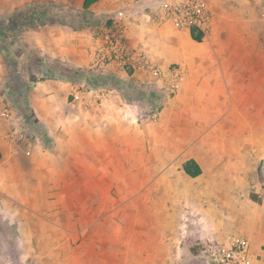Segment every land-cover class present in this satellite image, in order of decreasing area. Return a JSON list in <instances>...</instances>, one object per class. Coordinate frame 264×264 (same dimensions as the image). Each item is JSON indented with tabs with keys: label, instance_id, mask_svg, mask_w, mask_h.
<instances>
[{
	"label": "crops",
	"instance_id": "1",
	"mask_svg": "<svg viewBox=\"0 0 264 264\" xmlns=\"http://www.w3.org/2000/svg\"><path fill=\"white\" fill-rule=\"evenodd\" d=\"M156 1L97 0L84 10V0H0L13 8L50 3L81 12V26L70 28L73 56L54 54L75 67L87 65L96 46L99 28L84 23L87 15L122 24L129 45L142 48L163 73L171 64L183 72L171 98L165 85L118 69H107L94 91L56 77L36 82L31 109L52 142L34 144L30 174L39 185L28 186L32 197L22 204L26 212L19 224L13 219L9 224L19 225L17 239L27 244V257L35 252L34 258L45 259L42 264H63L66 258L70 264H186L189 235L183 228L200 226L205 212L212 211L210 219L227 215L236 236L248 240L250 264H264V22L242 5L251 0H207L211 24L196 42L191 34L198 32L154 20ZM2 72L0 60V88ZM158 98V117L152 120ZM3 105L0 95V114ZM12 129L0 115L5 194L14 177L28 185L14 154L8 160L3 152V145L17 151L7 142H14L8 137ZM189 161L200 170L195 177L183 169ZM141 208L149 210V219H136ZM110 209L112 217L122 218L114 226L115 241L106 229L113 218L103 214ZM127 210L128 219L119 215ZM189 211L196 214L192 220Z\"/></svg>",
	"mask_w": 264,
	"mask_h": 264
},
{
	"label": "rangeland",
	"instance_id": "2",
	"mask_svg": "<svg viewBox=\"0 0 264 264\" xmlns=\"http://www.w3.org/2000/svg\"><path fill=\"white\" fill-rule=\"evenodd\" d=\"M242 5L248 8L247 12L248 10L253 11V15L258 18V23L264 22V0H260V3H255V0H251V2H246ZM23 6L19 4L13 8L14 5L0 3V60L4 67V72L1 73V77L4 75V82L0 88L2 105H4L0 115L13 125L11 131L13 136L11 137L12 134L9 132L8 137L12 138L10 140L14 142L6 141L8 144L13 143L17 150L11 153L9 147L3 145V152L7 151L8 160H11V155L14 154L13 159L17 160L18 164L16 170L19 171L21 167L23 170L25 169L24 171L27 173L25 181L28 184L24 186L23 180L14 177L12 184L9 183L8 185V193L5 194L0 188V264H42L44 263L43 260L45 261L43 259L41 262V259L34 258L35 252L30 254L29 257L24 255V249L27 248V244L21 243L19 238L17 239L20 227H18L19 225L17 227L9 225L10 219H13L15 224H19L21 215L26 210L22 204L24 201L28 202V199L31 200L32 196L30 193L32 194V192L28 186L39 185V179H35V175L30 174V171H33L30 158L33 155L34 144L37 145L40 142L42 146L45 143L49 146L52 142L46 137V130L38 124L31 109L30 94L34 90L36 82L56 77L62 82L81 86L83 91H94L101 86L102 80H104L103 76L106 73L103 68L97 66L94 62L95 48L89 51L90 61L87 65L82 64L75 67L67 60L54 56V54L58 53L63 54L65 58H68L70 54L73 56V52L69 51L70 39L74 36L70 28L74 32L81 26V21L79 20L82 17L81 12L61 10L50 3H44L42 8L33 4L29 5V7ZM234 6H240V4H235ZM34 16L37 19L42 18L45 24L42 26L34 25L29 28V25L35 22V19H32L33 22L29 18ZM21 17H29L27 24H22ZM8 19H11L9 23ZM245 20L247 19L245 18ZM84 23L89 24L88 20H84ZM113 23H116V20L98 18L95 25L100 29L104 25L112 26ZM246 26H248V23H246ZM170 66L177 65L171 64ZM64 71L66 72L65 76ZM77 72H81L82 76L77 77ZM166 91L170 98L176 94V92H171L169 89ZM158 99L160 101V98ZM149 117L152 120H156L158 116L152 117L150 113ZM140 119H145V116L141 115ZM50 153H52V150ZM262 164L264 174V158ZM1 169H5L4 159L0 162ZM260 178L264 180V176ZM126 181L127 179L120 180L122 187L127 185ZM125 201H128V199H125ZM130 212L131 210H127L124 212V216L119 215L128 219L127 216L131 215ZM113 213L111 209L103 211L104 215L107 214L110 218H113L106 229L110 230L111 234L112 232L114 233V235L112 234L108 237L115 241L118 237H116L114 226L122 224V218L118 220L114 215L112 217ZM136 213V219H149L148 209L141 208ZM186 215L190 217L189 219L196 217V214L192 211H189V214L186 212ZM204 216L200 226L197 227L191 224L188 226L185 224L186 226L183 228L185 230L184 235L186 236V232L189 235V238L186 237L188 242L185 246L190 259H186V264H206L205 259L201 256V250L208 241H216L215 238H225L224 240H226L228 236L237 235L235 230L232 229L236 224L230 227L227 220H225L227 215L224 219L218 221L210 219L213 217L212 211L205 212ZM129 218L132 217L130 216ZM215 224L220 225V227L217 226L215 228L213 226ZM217 232H220V234L217 235ZM108 245L112 246L113 244L108 243ZM68 253L67 251L65 255H68ZM63 264H70L68 258L63 261ZM90 264H99V262L97 260L91 261Z\"/></svg>",
	"mask_w": 264,
	"mask_h": 264
},
{
	"label": "built area",
	"instance_id": "3",
	"mask_svg": "<svg viewBox=\"0 0 264 264\" xmlns=\"http://www.w3.org/2000/svg\"><path fill=\"white\" fill-rule=\"evenodd\" d=\"M152 15L159 23L170 24L177 30L195 31L205 37L211 24L212 10L207 0H157ZM94 62L105 71L118 69L142 73L150 77L149 83L165 85L171 92H178L183 80L179 66H170L163 73L142 48L129 45L125 27L118 22L98 29ZM101 96L103 93L100 92L95 98ZM157 115L156 111L151 113L152 117ZM249 253L248 240L236 235L228 236L224 242L208 241L201 250L206 264H250Z\"/></svg>",
	"mask_w": 264,
	"mask_h": 264
},
{
	"label": "trees",
	"instance_id": "4",
	"mask_svg": "<svg viewBox=\"0 0 264 264\" xmlns=\"http://www.w3.org/2000/svg\"><path fill=\"white\" fill-rule=\"evenodd\" d=\"M97 0H84V4H83V8H84V10H86L91 4H93L94 2H96ZM86 17H87V15L86 16H84V18H83V20H88V23L89 24H93V23H95L96 22V18H92V17H90V18H88V19H86ZM28 18L29 17H21L20 19H21V21H22V24H27V22H28ZM29 19H31V21H33L34 19H35V22L34 23H31L30 25H29V28H32L34 25H37V26H42L43 24H45V22L43 21V19L42 18H40V19H37V17L36 16H34V17H31V18H29ZM33 19V20H32ZM9 20H11V19H8V23H9ZM36 22H38L37 24H35ZM191 37H192V39L194 40V41H196V42H201L202 41V35L201 34H198V33H194V32H192V34H191ZM65 74H66V72L64 71V76H65ZM76 76L77 77H80V76H82V74H81V72H77L76 73ZM51 78H54V77H51ZM33 79V78H32ZM104 79V78H103ZM103 81V80H102ZM153 101V100H152ZM157 101V100H156ZM153 102L152 103V105H153V108H152V111H157V110H159V106H158V102H159V100L157 101V102ZM0 159H1V153H0ZM183 169H184V171H185V173L186 174H188L189 176H191V177H195V176H197L198 174H200V170H199V168H198V166L193 162V161H189V162H186L185 164H184V166H183Z\"/></svg>",
	"mask_w": 264,
	"mask_h": 264
}]
</instances>
